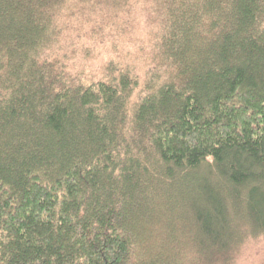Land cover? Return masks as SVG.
I'll return each mask as SVG.
<instances>
[{
  "label": "trees",
  "instance_id": "1",
  "mask_svg": "<svg viewBox=\"0 0 264 264\" xmlns=\"http://www.w3.org/2000/svg\"><path fill=\"white\" fill-rule=\"evenodd\" d=\"M0 264H264V0H0Z\"/></svg>",
  "mask_w": 264,
  "mask_h": 264
}]
</instances>
